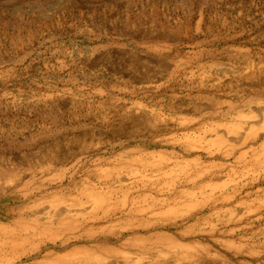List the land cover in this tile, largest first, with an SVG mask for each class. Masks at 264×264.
<instances>
[{"label": "rangeland", "instance_id": "1", "mask_svg": "<svg viewBox=\"0 0 264 264\" xmlns=\"http://www.w3.org/2000/svg\"><path fill=\"white\" fill-rule=\"evenodd\" d=\"M212 128L221 140L206 137ZM229 129L246 136L240 150L251 146L238 159L220 154ZM55 152L67 163L42 176ZM153 159L164 168L152 167ZM132 169H167L160 180L211 172L186 186L195 210L200 189H236L216 214L196 221L167 212L150 217L151 228L177 235L189 225L185 236L233 263L264 264V0H0V216L21 203L48 206L42 192L37 201L6 197L40 178L76 194L82 182L103 188L114 180L107 172ZM135 193V206L147 204ZM134 219L102 236L132 235L123 224ZM150 242L146 251L127 246L116 254L176 264L175 249Z\"/></svg>", "mask_w": 264, "mask_h": 264}, {"label": "bare ground", "instance_id": "2", "mask_svg": "<svg viewBox=\"0 0 264 264\" xmlns=\"http://www.w3.org/2000/svg\"><path fill=\"white\" fill-rule=\"evenodd\" d=\"M234 131L235 130H231L230 132L229 129V131H227L231 133L227 135L229 138H226V142L221 143L222 145L224 144L220 149V154L223 159L236 154L238 159V157L245 155L251 149V146L247 148L243 146L244 148L240 150V144H242V141H246V136H243V133L240 134V130L238 132ZM214 136L215 138H213ZM222 136L223 135L214 128L206 135V137H210V139L213 140H221ZM201 143L199 145H201ZM56 152L52 157L46 158L45 161L43 160L44 163H46V167L44 170L45 173L42 176L48 173L51 166H56L55 168H58L57 165L62 166V164L67 163L64 156ZM210 153H212V151H210ZM200 158L201 156L198 157V159ZM157 162L153 159L148 163L152 167L163 169L164 167L161 165L162 162ZM134 169L131 171L129 170L130 172L128 171L129 173L127 172L123 176L118 172H107L105 177L114 180L113 183L107 184L103 188L90 185L89 182H82L81 190L76 194L72 191V187V189H70V187L67 186L68 189H66L65 187L50 185L45 178H40L39 181L30 188L25 187L8 192L6 196L7 199L18 202H20L22 198L26 200L29 197L37 201L38 197L34 196L42 192V196L48 198L49 204L43 207H33L27 203H21L16 205V209L11 207L7 208L8 210H5V215L0 216V264H150L146 263L147 259H144L145 257L142 255V252H138L136 258L135 256L129 258V256L125 257L116 254L118 249L123 247L126 248L127 246L132 247V249L137 248L139 251H146L144 247L148 241H152L150 243L159 244L162 248H165L167 252L168 249H171L170 252H172V249H175L176 252H174L177 255L174 261L176 264H219L220 261L223 262V264H243L241 261L233 263L229 258L223 257V255L217 252L213 247H210V244L203 245L200 244L201 242L196 241L195 238L189 237L188 235L185 236L184 234L187 230H190L187 228L189 225L176 231L180 232L179 234L172 235L164 228H160V226L159 229H156V227L151 228V226L157 224V221L151 220L152 218L150 219L152 216L156 218L157 216L162 217L164 213H174L180 210V215L185 214L184 216H186L187 219L199 220L198 218L202 216L200 215L201 213H205L204 215L214 213L218 210L220 204L224 205L233 202L237 194L236 189L232 190V188H230L231 191L219 192L217 194L214 193V189H216L215 186H211L214 188L209 187L208 189H200L199 193H201L204 198L201 200V208L199 207L198 210H195L189 206L191 205L194 208L198 199L192 197V194L195 192H187L188 189H186V186L188 183L197 185V179L205 174L206 177L204 180H207L211 172L204 171L200 172V174L193 175L183 170L182 173L168 176L165 180H160L161 177L165 176L164 174L168 171L167 169L157 174L149 172L144 173L143 171V173H138V171ZM33 173L34 172L31 174L33 175ZM111 175H113V178H110ZM49 179H51V177ZM124 179H131V181L125 184V187L118 189L114 188V183L116 181L119 180L123 182ZM4 187V185H0L1 191H3ZM183 187H185V189H183ZM135 192L142 194L141 196L145 197H142V201L145 200L147 204H138L135 206V204L138 203L137 201H139L136 198L137 196H135ZM120 193L121 195L119 196L118 194ZM128 198H131V200ZM184 198L188 200L191 198L193 202L185 203L186 205H183L184 207L175 206L176 202ZM119 200H121L120 204ZM170 201H172L171 204L174 203L173 206H169ZM162 207H164V209ZM143 213H149L147 214L148 218L145 216L139 217ZM9 215H15V217H12L10 221L3 220L4 218L9 219ZM130 218L135 219L129 222L126 221L127 223L123 224V227L126 230H132V232H134L132 235L124 236L123 233H118L119 236L115 238L102 236V234L105 235L107 232L110 233V227L113 229V227L118 224L117 221L120 222L122 219ZM196 223L198 224V222ZM175 228L178 229L179 225H176ZM213 229L211 228V231ZM223 230L226 229L224 228ZM231 230H235V227L232 226ZM72 239L74 240L73 244H71ZM227 240L225 242H227ZM51 247L52 249H50ZM63 247L66 251L64 250V252L61 253L58 252V249ZM204 253L212 255V257L215 258L220 257V254V261L214 260L215 258L212 261L204 260Z\"/></svg>", "mask_w": 264, "mask_h": 264}]
</instances>
